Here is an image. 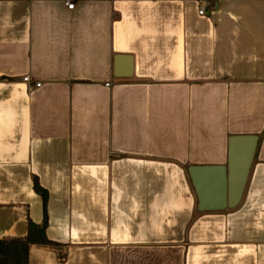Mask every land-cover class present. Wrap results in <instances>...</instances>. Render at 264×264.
Listing matches in <instances>:
<instances>
[{"label": "crops", "instance_id": "obj_1", "mask_svg": "<svg viewBox=\"0 0 264 264\" xmlns=\"http://www.w3.org/2000/svg\"><path fill=\"white\" fill-rule=\"evenodd\" d=\"M74 2L0 0L9 264H264V0ZM234 135L259 137L244 200L198 212L188 169Z\"/></svg>", "mask_w": 264, "mask_h": 264}, {"label": "water", "instance_id": "obj_2", "mask_svg": "<svg viewBox=\"0 0 264 264\" xmlns=\"http://www.w3.org/2000/svg\"><path fill=\"white\" fill-rule=\"evenodd\" d=\"M132 75L133 58L117 55L115 76L130 78ZM258 143L256 135H234L229 139L227 165L189 167L198 212L233 210L242 204Z\"/></svg>", "mask_w": 264, "mask_h": 264}, {"label": "trees", "instance_id": "obj_3", "mask_svg": "<svg viewBox=\"0 0 264 264\" xmlns=\"http://www.w3.org/2000/svg\"><path fill=\"white\" fill-rule=\"evenodd\" d=\"M35 191L42 197L44 205V223L43 225H37L32 221L29 223V233L27 238L28 244H43L49 245L51 243L46 236V225L48 221L47 215V203H48V193L43 189L37 179L34 184ZM12 242L0 240V264H6L11 256Z\"/></svg>", "mask_w": 264, "mask_h": 264}, {"label": "built area", "instance_id": "obj_4", "mask_svg": "<svg viewBox=\"0 0 264 264\" xmlns=\"http://www.w3.org/2000/svg\"><path fill=\"white\" fill-rule=\"evenodd\" d=\"M208 4H209V0H204V6L199 10V14L201 15L204 14V10ZM65 5L69 10H73L75 8L74 0H65ZM24 81L28 84L29 89H31L32 87L35 88L41 87V83H36L35 85H32L30 77H25Z\"/></svg>", "mask_w": 264, "mask_h": 264}, {"label": "rangeland", "instance_id": "obj_5", "mask_svg": "<svg viewBox=\"0 0 264 264\" xmlns=\"http://www.w3.org/2000/svg\"><path fill=\"white\" fill-rule=\"evenodd\" d=\"M10 261H11V257H10V259L8 260V262L6 264H9Z\"/></svg>", "mask_w": 264, "mask_h": 264}]
</instances>
